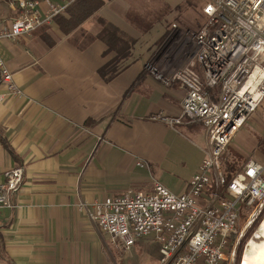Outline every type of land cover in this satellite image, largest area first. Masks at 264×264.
Returning <instances> with one entry per match:
<instances>
[{
    "label": "crops",
    "instance_id": "crops-1",
    "mask_svg": "<svg viewBox=\"0 0 264 264\" xmlns=\"http://www.w3.org/2000/svg\"><path fill=\"white\" fill-rule=\"evenodd\" d=\"M82 1L79 13L95 11L71 32L55 18L19 40H0V55L24 92L0 102V183L10 168L25 169L12 206L0 210V264H117L123 245L91 219L94 202L128 189L151 191L156 181L184 193L205 157L202 122L154 118L180 117L186 88L156 80L147 66L155 62L169 74L189 62L206 0ZM9 4L7 24L17 15ZM108 24L135 44L106 81L99 70L115 57L100 38ZM1 82L0 74L3 91ZM249 136L243 147L257 145ZM142 241L160 264L154 237Z\"/></svg>",
    "mask_w": 264,
    "mask_h": 264
},
{
    "label": "built area",
    "instance_id": "built-area-1",
    "mask_svg": "<svg viewBox=\"0 0 264 264\" xmlns=\"http://www.w3.org/2000/svg\"><path fill=\"white\" fill-rule=\"evenodd\" d=\"M72 1L12 0L17 15L8 24L0 21V40L32 34L65 13ZM203 13L205 21L194 34L196 51L186 65L169 74L147 66L156 80L186 88L180 117L154 118L170 124L187 118L206 127L205 157L187 191L171 192L156 181L145 193L128 189L97 200L90 213L124 249L153 236L160 246V264H233L243 235L241 213L248 211L251 225L264 209V162L250 159L228 180L224 158L225 149L264 98V0H206ZM0 74V102L24 96L1 55ZM214 87L218 91L210 93L208 88ZM138 164L144 166L142 160ZM24 171L23 165L6 171L0 210L12 206L11 195L21 189Z\"/></svg>",
    "mask_w": 264,
    "mask_h": 264
},
{
    "label": "rangeland",
    "instance_id": "rangeland-1",
    "mask_svg": "<svg viewBox=\"0 0 264 264\" xmlns=\"http://www.w3.org/2000/svg\"><path fill=\"white\" fill-rule=\"evenodd\" d=\"M12 0H0V21L10 20L12 15V10L10 7V2ZM195 9L188 8V11H193ZM197 12V10H195ZM59 16H65V14H61ZM7 17V19H6ZM58 18V16H57ZM57 19L53 21L55 23ZM61 28V27H60ZM157 70L162 71L157 63H150ZM148 69V68H147ZM149 70V69H148ZM196 70H200L198 67ZM150 71V70H149ZM218 87L208 88L210 93H214L218 91ZM249 134V139L254 141L257 145L252 146L251 148L243 147L242 143L246 140V135ZM259 145V146H258ZM258 146V147H257ZM252 149V150H251ZM226 153L224 155L226 168L232 167L234 170L240 168L244 162L249 160L250 158H259L264 160V98H262L261 103L258 106V109L248 117L244 126L239 131L238 135L234 137V139L228 145ZM246 209V208H245ZM264 213V212H263ZM248 211H243L240 216L239 221V229L243 231V235L239 238L238 243L236 244V255L233 264H240L241 259L244 255V252L247 248L250 239L255 237V234L260 232V225L262 220L264 219V214L259 215L253 219L254 222L251 225H248ZM255 233V234H254ZM254 238V239H255ZM140 239H138L131 250L124 251L121 249L119 255L116 254V263L117 264H155V257L152 255V251L148 252V249L145 248L143 241L141 243ZM233 247V246H232ZM124 248V247H123ZM246 254L247 251H246ZM245 254V255H246ZM120 256V257H119Z\"/></svg>",
    "mask_w": 264,
    "mask_h": 264
},
{
    "label": "trees",
    "instance_id": "trees-1",
    "mask_svg": "<svg viewBox=\"0 0 264 264\" xmlns=\"http://www.w3.org/2000/svg\"><path fill=\"white\" fill-rule=\"evenodd\" d=\"M82 4V0H76V2L68 8V13L70 15L69 18H66L65 16H58L57 22L62 29L71 32L95 11V7H92L83 13H79V9L77 10V7L80 8V5ZM100 38L107 44V51L115 53V57L99 70V74H101L106 81H109L124 68L123 61L130 57L135 41L125 36L124 32L118 30L116 26H111L109 24L104 26ZM233 171L234 169L228 166V174L226 176L228 180L231 179ZM263 212L264 209L261 212L262 215L264 214Z\"/></svg>",
    "mask_w": 264,
    "mask_h": 264
},
{
    "label": "bare ground",
    "instance_id": "bare-ground-1",
    "mask_svg": "<svg viewBox=\"0 0 264 264\" xmlns=\"http://www.w3.org/2000/svg\"><path fill=\"white\" fill-rule=\"evenodd\" d=\"M258 233V239H250L243 255L242 264H264V219L261 222L260 232ZM246 251L248 254H246Z\"/></svg>",
    "mask_w": 264,
    "mask_h": 264
}]
</instances>
